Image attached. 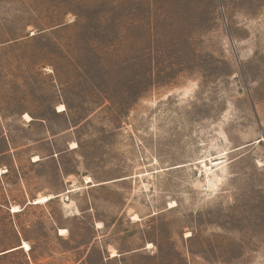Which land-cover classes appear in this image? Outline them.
<instances>
[{
	"label": "rangeland",
	"instance_id": "obj_1",
	"mask_svg": "<svg viewBox=\"0 0 264 264\" xmlns=\"http://www.w3.org/2000/svg\"><path fill=\"white\" fill-rule=\"evenodd\" d=\"M0 254L264 264V0H0Z\"/></svg>",
	"mask_w": 264,
	"mask_h": 264
},
{
	"label": "bare ground",
	"instance_id": "obj_2",
	"mask_svg": "<svg viewBox=\"0 0 264 264\" xmlns=\"http://www.w3.org/2000/svg\"><path fill=\"white\" fill-rule=\"evenodd\" d=\"M26 118H27L28 120H32V117L29 116V115H27ZM37 159H38V158H37ZM220 162H221V161H220ZM4 171H7V169H5ZM52 198H53L52 195L41 196V197L36 198V199L34 200V203L48 202V201L51 200ZM13 211H17L16 206L13 207ZM63 231H64V229H61V232H63ZM24 245H25L26 248H28L27 243H24Z\"/></svg>",
	"mask_w": 264,
	"mask_h": 264
},
{
	"label": "crops",
	"instance_id": "obj_3",
	"mask_svg": "<svg viewBox=\"0 0 264 264\" xmlns=\"http://www.w3.org/2000/svg\"><path fill=\"white\" fill-rule=\"evenodd\" d=\"M8 172V171H7ZM6 173V172H5ZM51 193H49V191H47V195H50ZM52 195H54V197L51 199V200H53V199H55L56 197H59L60 195L58 194H52Z\"/></svg>",
	"mask_w": 264,
	"mask_h": 264
},
{
	"label": "water",
	"instance_id": "obj_4",
	"mask_svg": "<svg viewBox=\"0 0 264 264\" xmlns=\"http://www.w3.org/2000/svg\"><path fill=\"white\" fill-rule=\"evenodd\" d=\"M6 252H7V251H4V252H2L1 254H4V253H6ZM1 254H0V255H1Z\"/></svg>",
	"mask_w": 264,
	"mask_h": 264
}]
</instances>
